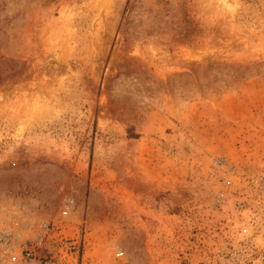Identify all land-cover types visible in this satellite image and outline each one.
<instances>
[{
  "label": "rangeland",
  "instance_id": "374dc122",
  "mask_svg": "<svg viewBox=\"0 0 264 264\" xmlns=\"http://www.w3.org/2000/svg\"><path fill=\"white\" fill-rule=\"evenodd\" d=\"M5 229L59 264H264V0H0Z\"/></svg>",
  "mask_w": 264,
  "mask_h": 264
},
{
  "label": "built area",
  "instance_id": "2783aa9c",
  "mask_svg": "<svg viewBox=\"0 0 264 264\" xmlns=\"http://www.w3.org/2000/svg\"><path fill=\"white\" fill-rule=\"evenodd\" d=\"M45 231V232H44ZM49 231V225L43 226V232L39 238H37L38 244H40L44 236ZM33 235V233H32ZM60 240H66L61 237ZM37 244V245H38ZM33 236L29 239L19 242L14 236L13 230L5 229L0 232V263L2 264H59L57 258L47 260L45 258L38 257L33 251Z\"/></svg>",
  "mask_w": 264,
  "mask_h": 264
}]
</instances>
